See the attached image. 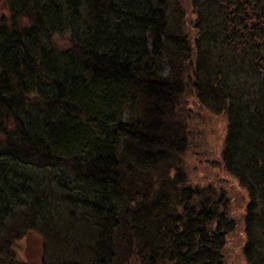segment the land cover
Masks as SVG:
<instances>
[{
    "label": "trees",
    "instance_id": "obj_1",
    "mask_svg": "<svg viewBox=\"0 0 264 264\" xmlns=\"http://www.w3.org/2000/svg\"><path fill=\"white\" fill-rule=\"evenodd\" d=\"M1 1L0 264L34 230L66 253L42 264H226L238 222L186 171L189 90L228 115L244 256L264 264V0Z\"/></svg>",
    "mask_w": 264,
    "mask_h": 264
},
{
    "label": "rangeland",
    "instance_id": "obj_2",
    "mask_svg": "<svg viewBox=\"0 0 264 264\" xmlns=\"http://www.w3.org/2000/svg\"><path fill=\"white\" fill-rule=\"evenodd\" d=\"M8 17L7 5L1 1L0 20ZM195 19L196 14L189 12L187 29L192 31V34H195L192 27ZM193 94L194 91L189 90L184 95L182 106L177 112L181 119L182 132L188 137V148L183 154L185 168L189 178L194 182L201 185L212 183L220 189H225L231 199L232 215L238 225L227 236L224 261L226 264H249L243 251L245 234L242 221L248 195L246 190L240 186L238 179L225 170L222 160L228 131V115L223 112L215 113L199 105ZM12 239L13 241L8 243L9 253L20 264H42L45 253L46 257L59 255L57 257L60 258L61 255L66 254L60 253L61 248H57L59 246L57 243L48 244L46 252V245L37 230L23 236L16 233ZM63 249L65 252L70 251L67 246Z\"/></svg>",
    "mask_w": 264,
    "mask_h": 264
}]
</instances>
